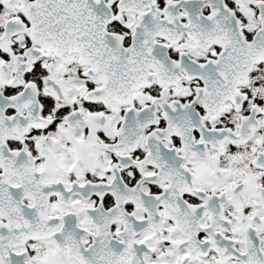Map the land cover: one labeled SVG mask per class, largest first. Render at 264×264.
Instances as JSON below:
<instances>
[{
	"label": "snow or ice",
	"instance_id": "snow-or-ice-1",
	"mask_svg": "<svg viewBox=\"0 0 264 264\" xmlns=\"http://www.w3.org/2000/svg\"><path fill=\"white\" fill-rule=\"evenodd\" d=\"M0 264H264V0H0Z\"/></svg>",
	"mask_w": 264,
	"mask_h": 264
}]
</instances>
